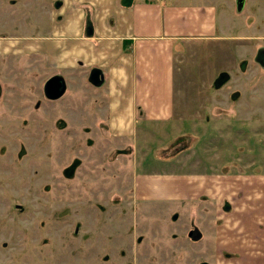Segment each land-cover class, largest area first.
<instances>
[{
	"label": "rangeland",
	"instance_id": "rangeland-1",
	"mask_svg": "<svg viewBox=\"0 0 264 264\" xmlns=\"http://www.w3.org/2000/svg\"><path fill=\"white\" fill-rule=\"evenodd\" d=\"M215 1L223 38L179 43L182 75H192L179 96L196 124L117 138L92 106L83 116L81 91L49 99L27 60L15 72L1 53L14 36L45 33L53 0H0V264H264V202L248 212L239 177L217 181L213 204L199 209L133 194L140 173L230 174L238 162L251 175L259 161L253 175L264 174V0H245L242 11Z\"/></svg>",
	"mask_w": 264,
	"mask_h": 264
},
{
	"label": "crops",
	"instance_id": "crops-1",
	"mask_svg": "<svg viewBox=\"0 0 264 264\" xmlns=\"http://www.w3.org/2000/svg\"><path fill=\"white\" fill-rule=\"evenodd\" d=\"M53 3L45 33L31 35L26 41L14 36L10 42L14 47L1 52L12 62L15 72L19 70L15 67L16 60L22 59L30 64L36 74L34 79L41 86L46 80L60 77L65 85L60 97L67 95L71 86L81 91L84 96L78 107L82 108L83 116H91L92 106L95 116L107 120L108 134L111 132L117 138H135L134 134L150 131L149 126L156 124H196L191 111L194 105L179 96V92L187 94L192 87V75H182L180 61L186 47L179 43L223 38L215 0H53ZM92 70L101 72L102 85H86ZM91 89L96 91L92 98L88 94ZM42 90L45 94V87ZM184 132L192 133L189 129ZM258 165L259 161H254L250 171L255 173ZM224 167L203 172L140 173L134 179L133 194L145 205L200 202L199 209L202 204H213L206 201L210 200L207 193L216 187L217 181L228 184L239 177L247 183L248 212L257 210V203L264 202V174L239 173L238 162L230 174Z\"/></svg>",
	"mask_w": 264,
	"mask_h": 264
},
{
	"label": "water",
	"instance_id": "water-1",
	"mask_svg": "<svg viewBox=\"0 0 264 264\" xmlns=\"http://www.w3.org/2000/svg\"><path fill=\"white\" fill-rule=\"evenodd\" d=\"M236 1H237V9L239 11H242L244 8L245 0H236ZM101 77H102L101 72H99L98 70H92L90 74V81L92 82V84L100 86L103 84V82L101 81L102 79ZM57 78L60 77H54L53 79H57ZM64 92H65V85L62 84L58 87V89L55 92L51 94L48 93V96L50 98H58L61 95H63Z\"/></svg>",
	"mask_w": 264,
	"mask_h": 264
},
{
	"label": "flooded vegetation",
	"instance_id": "flooded-vegetation-1",
	"mask_svg": "<svg viewBox=\"0 0 264 264\" xmlns=\"http://www.w3.org/2000/svg\"><path fill=\"white\" fill-rule=\"evenodd\" d=\"M4 61H5V59H4ZM62 84H63V82H62L61 78H57V79L52 78V79L48 80L44 86L45 87V96L48 95V93L51 94V93L55 92L58 89V87ZM2 92H3V87L0 86V99L3 95Z\"/></svg>",
	"mask_w": 264,
	"mask_h": 264
},
{
	"label": "built area",
	"instance_id": "built-area-1",
	"mask_svg": "<svg viewBox=\"0 0 264 264\" xmlns=\"http://www.w3.org/2000/svg\"><path fill=\"white\" fill-rule=\"evenodd\" d=\"M155 1H158V0H155Z\"/></svg>",
	"mask_w": 264,
	"mask_h": 264
}]
</instances>
